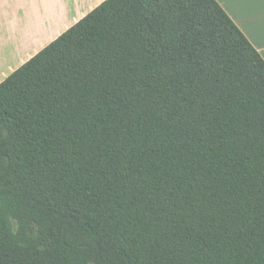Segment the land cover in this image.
Masks as SVG:
<instances>
[{
	"label": "trees",
	"instance_id": "16d2710c",
	"mask_svg": "<svg viewBox=\"0 0 264 264\" xmlns=\"http://www.w3.org/2000/svg\"><path fill=\"white\" fill-rule=\"evenodd\" d=\"M0 264H264V59L217 0H106L0 83Z\"/></svg>",
	"mask_w": 264,
	"mask_h": 264
},
{
	"label": "crops",
	"instance_id": "0c3cea01",
	"mask_svg": "<svg viewBox=\"0 0 264 264\" xmlns=\"http://www.w3.org/2000/svg\"><path fill=\"white\" fill-rule=\"evenodd\" d=\"M106 0H0V83ZM264 59V0H217Z\"/></svg>",
	"mask_w": 264,
	"mask_h": 264
}]
</instances>
